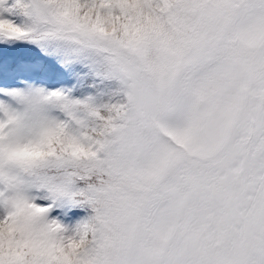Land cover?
<instances>
[{"label":"snow or ice","instance_id":"obj_1","mask_svg":"<svg viewBox=\"0 0 264 264\" xmlns=\"http://www.w3.org/2000/svg\"><path fill=\"white\" fill-rule=\"evenodd\" d=\"M0 264H264V0H0Z\"/></svg>","mask_w":264,"mask_h":264}]
</instances>
